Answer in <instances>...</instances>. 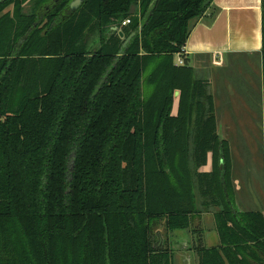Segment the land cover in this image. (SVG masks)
Wrapping results in <instances>:
<instances>
[{"label":"trees","instance_id":"trees-1","mask_svg":"<svg viewBox=\"0 0 264 264\" xmlns=\"http://www.w3.org/2000/svg\"><path fill=\"white\" fill-rule=\"evenodd\" d=\"M71 1L0 0V264H174L157 226L210 209L218 244L199 238L198 264H264V211L235 207L208 81L175 63L213 0L63 16Z\"/></svg>","mask_w":264,"mask_h":264},{"label":"rangeland","instance_id":"rangeland-1","mask_svg":"<svg viewBox=\"0 0 264 264\" xmlns=\"http://www.w3.org/2000/svg\"><path fill=\"white\" fill-rule=\"evenodd\" d=\"M25 8L28 10V5ZM7 9H11V6L5 10ZM227 62L228 66L216 68L211 71L212 75L208 74L212 78L208 89L210 93L214 91L213 96H216L214 105L218 134L229 143L235 207L238 210L264 211L263 142L257 113L260 108L256 102L260 69L256 63L243 56ZM196 76L202 78V74ZM210 168L209 155L207 164L200 170L208 171ZM213 210L202 211L193 216L185 230L169 232L163 224L157 226L159 244L168 245L173 251L174 264H188L186 260L189 264H198L194 245L199 238L204 246L218 244ZM183 242L188 245H183ZM184 248H189L190 251Z\"/></svg>","mask_w":264,"mask_h":264},{"label":"crops","instance_id":"crops-1","mask_svg":"<svg viewBox=\"0 0 264 264\" xmlns=\"http://www.w3.org/2000/svg\"><path fill=\"white\" fill-rule=\"evenodd\" d=\"M261 48V0H213L206 14L192 27L183 47V55L195 73L202 74V78L209 80L208 83L212 81L208 74L216 68L228 66L227 60L243 56L258 65L260 79L256 102L260 108L257 113L264 142ZM212 94H215L214 91ZM176 106H173V113L176 112ZM184 249L190 251L189 248Z\"/></svg>","mask_w":264,"mask_h":264},{"label":"water","instance_id":"water-1","mask_svg":"<svg viewBox=\"0 0 264 264\" xmlns=\"http://www.w3.org/2000/svg\"><path fill=\"white\" fill-rule=\"evenodd\" d=\"M83 0H72L70 3H69V6H68V9L65 10L64 12V15L68 16L70 15L75 9L78 8V6L81 4ZM116 29V28H115ZM141 30V25L139 27V30ZM135 32H132L129 36L125 37L124 38V41L122 43V48L120 50V52H122L123 48H125L127 46V44L130 42V40L135 36ZM119 36L120 37H123V34L121 31H119ZM175 96H178L179 92L178 91H175ZM222 164V162H220V165Z\"/></svg>","mask_w":264,"mask_h":264},{"label":"built area","instance_id":"built-area-1","mask_svg":"<svg viewBox=\"0 0 264 264\" xmlns=\"http://www.w3.org/2000/svg\"><path fill=\"white\" fill-rule=\"evenodd\" d=\"M129 22H130L129 19H125V20L122 21L121 24H122V25H127ZM175 63H176L177 65H182V64L184 63V58L181 57L180 54H177V55H176Z\"/></svg>","mask_w":264,"mask_h":264},{"label":"flooded vegetation","instance_id":"flooded-vegetation-1","mask_svg":"<svg viewBox=\"0 0 264 264\" xmlns=\"http://www.w3.org/2000/svg\"><path fill=\"white\" fill-rule=\"evenodd\" d=\"M7 10H9V9H7ZM67 10V9H66ZM65 12V11H64ZM63 16H64V13H63ZM182 244H184V243H182Z\"/></svg>","mask_w":264,"mask_h":264}]
</instances>
